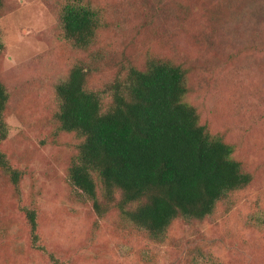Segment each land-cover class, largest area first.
Segmentation results:
<instances>
[{"label": "rangeland", "instance_id": "374dc122", "mask_svg": "<svg viewBox=\"0 0 264 264\" xmlns=\"http://www.w3.org/2000/svg\"><path fill=\"white\" fill-rule=\"evenodd\" d=\"M94 1L108 12L116 56L140 61L159 53L187 69V98L201 123L234 146L254 180L232 194L230 209L221 205L203 222H174L161 242L98 219L70 198V140L48 138L46 106L54 85L89 57L64 39L59 0H4L0 77L10 102L3 150L22 176L14 190L0 174V264H193L199 254L220 264H264V0ZM102 66L91 74L93 86L113 79L110 65ZM25 209L35 210L38 247Z\"/></svg>", "mask_w": 264, "mask_h": 264}, {"label": "trees", "instance_id": "16d2710c", "mask_svg": "<svg viewBox=\"0 0 264 264\" xmlns=\"http://www.w3.org/2000/svg\"><path fill=\"white\" fill-rule=\"evenodd\" d=\"M3 9L0 0V18ZM107 13L94 0L55 4L64 39L90 61L72 65L54 85L46 100L48 138L70 140L64 181L72 200L98 219L113 218L123 230L161 242L174 222H203L221 205L230 209L236 203L232 194L254 176L236 160L234 146L201 123L187 98V69L159 53L146 52L140 61L116 56L121 49L113 46ZM3 49L0 44V55ZM103 64L110 65L113 79L93 86L91 74L103 71ZM9 102L0 77V174L17 190L21 171L3 150ZM24 213L30 241L38 247L35 210ZM193 264L220 263L213 255L199 254Z\"/></svg>", "mask_w": 264, "mask_h": 264}]
</instances>
